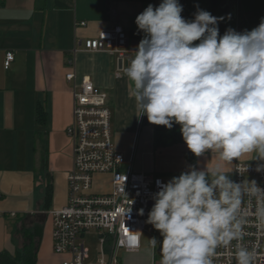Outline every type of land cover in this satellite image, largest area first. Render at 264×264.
Returning <instances> with one entry per match:
<instances>
[{
	"label": "crops",
	"instance_id": "crops-1",
	"mask_svg": "<svg viewBox=\"0 0 264 264\" xmlns=\"http://www.w3.org/2000/svg\"><path fill=\"white\" fill-rule=\"evenodd\" d=\"M161 2L0 0V253L22 250L24 239L18 231L24 225L35 233L37 264H62L64 260L53 249L49 213L68 204L67 176L74 160L66 129L73 122V90L84 78L108 93L114 142L127 156L134 150L137 172L165 178L178 177L190 166L197 170L219 167L231 177L238 163H264L253 160L255 153L228 162L215 152H206L192 163L185 156L186 145L171 149L179 162L175 170H168L163 158L157 159L153 131L139 124L125 70L145 35L138 30L136 17L149 4L158 7ZM179 3L182 16L202 9V0ZM227 5L236 17L237 32L251 31L264 18V0H231ZM115 26H122L129 40L130 53L123 61L115 54L84 51L85 41ZM10 51L15 61L6 70L5 56ZM71 72L76 76L74 82L66 78ZM40 107L46 113L43 119L38 116ZM93 188L95 193L109 192L111 177L97 176ZM159 236H155L157 241ZM150 239L142 236V247L136 253L116 250L119 264H160L161 254L150 246ZM97 254L94 258L91 255L92 261Z\"/></svg>",
	"mask_w": 264,
	"mask_h": 264
},
{
	"label": "clouds",
	"instance_id": "clouds-1",
	"mask_svg": "<svg viewBox=\"0 0 264 264\" xmlns=\"http://www.w3.org/2000/svg\"><path fill=\"white\" fill-rule=\"evenodd\" d=\"M182 11L179 0H162L136 17L145 35L125 72L138 117L168 130L179 125L195 157L215 152L232 162L255 153L264 161V18L251 31L228 28L221 36V18L198 9L188 21ZM156 183L147 223L163 237L160 264H213L218 247L243 238L245 195L255 198L264 224V189L255 180L236 183L219 167L190 166ZM148 241L157 248L155 237ZM235 256L254 264L256 253L238 246Z\"/></svg>",
	"mask_w": 264,
	"mask_h": 264
},
{
	"label": "built area",
	"instance_id": "built-area-1",
	"mask_svg": "<svg viewBox=\"0 0 264 264\" xmlns=\"http://www.w3.org/2000/svg\"><path fill=\"white\" fill-rule=\"evenodd\" d=\"M83 47L86 52L115 54L122 61L130 53L128 36L122 26L101 31L96 38L85 41ZM14 61V53L7 52L5 69ZM66 78L74 82L75 73H69ZM73 100V122L66 134L72 145L74 166L67 176V206L49 213L53 222V249L64 256L62 264H119L116 250L140 251L148 214L154 205L153 196L159 191L156 182L168 181L155 173L134 170V150L130 156L118 151L106 91L84 78L79 87L74 88ZM144 119L145 116L139 117L140 125ZM261 164L264 163H238L229 178L245 184L255 180L264 189V171H256ZM99 175L111 177L109 192L93 191ZM241 207L247 221L243 238L218 247L213 264H237L238 246L255 250L254 264H264V224L256 217L257 202L245 195ZM92 232L97 233L99 241L94 261L86 245V236Z\"/></svg>",
	"mask_w": 264,
	"mask_h": 264
},
{
	"label": "trees",
	"instance_id": "trees-1",
	"mask_svg": "<svg viewBox=\"0 0 264 264\" xmlns=\"http://www.w3.org/2000/svg\"><path fill=\"white\" fill-rule=\"evenodd\" d=\"M210 3L209 12L217 17L221 18L218 24L219 33L222 36L228 28H232L236 30V17L235 15L226 10L224 6L231 0H208ZM195 15L182 16L188 21L194 19ZM199 43L198 41L194 42ZM46 115L43 107L38 109L39 118L43 119ZM144 124L151 127L153 131V145L155 150H162L168 147L178 146V145H186L181 132L180 126L174 124L171 130L166 129L164 126L152 125L148 122L147 116H145ZM187 146V145H186ZM186 158L195 163L196 157L187 150L185 153ZM22 229L18 231L24 239V246L21 251H17L14 254L9 252L0 253V264H37V251L34 243L33 229L31 227L22 226Z\"/></svg>",
	"mask_w": 264,
	"mask_h": 264
},
{
	"label": "rangeland",
	"instance_id": "rangeland-1",
	"mask_svg": "<svg viewBox=\"0 0 264 264\" xmlns=\"http://www.w3.org/2000/svg\"><path fill=\"white\" fill-rule=\"evenodd\" d=\"M206 1L207 0H202V9L204 10V8H205L206 10L209 11L208 6H206V3H207ZM225 9L231 12L230 6L225 5ZM150 131L151 130H149V132ZM152 147L154 149V153H156V155H157V159H158V157H160V159L163 158L165 160L164 163L167 165L166 168H168V170L169 169L175 170L177 168V166L179 165V162L177 160L176 153L173 152V150H171V149H175L173 147H176V146L168 147V148H165L162 150H155L154 145ZM172 178H173L172 175L165 177V179L167 181L171 180ZM158 233H159V231H157L151 224L147 223L146 230L144 231V234H143V238H153ZM90 234L91 235L89 236V239L87 240L86 245L89 248L90 253L94 258L96 256L98 250H99V241L97 239V233L96 232H92Z\"/></svg>",
	"mask_w": 264,
	"mask_h": 264
},
{
	"label": "water",
	"instance_id": "water-1",
	"mask_svg": "<svg viewBox=\"0 0 264 264\" xmlns=\"http://www.w3.org/2000/svg\"><path fill=\"white\" fill-rule=\"evenodd\" d=\"M162 240H163V237L162 236H159V239H158V244H157V250H158V253L160 254V246L162 245Z\"/></svg>",
	"mask_w": 264,
	"mask_h": 264
}]
</instances>
